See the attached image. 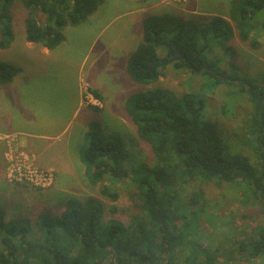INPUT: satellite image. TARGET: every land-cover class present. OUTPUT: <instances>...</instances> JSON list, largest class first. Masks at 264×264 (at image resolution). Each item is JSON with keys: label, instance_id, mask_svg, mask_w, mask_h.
I'll return each instance as SVG.
<instances>
[{"label": "trees", "instance_id": "obj_1", "mask_svg": "<svg viewBox=\"0 0 264 264\" xmlns=\"http://www.w3.org/2000/svg\"><path fill=\"white\" fill-rule=\"evenodd\" d=\"M18 3L27 10L25 40L52 51L65 41L67 27L85 23L104 0H0L2 51L14 43ZM263 11L264 0H231L230 21L215 17L204 24L168 14L150 15L140 23L142 30L137 31L126 71L144 87L154 85L172 69L203 77L204 92L228 86L248 93L254 109L253 145L264 160V88L234 63L224 66L223 60L234 58L235 49L228 44L237 36L249 41ZM38 14L46 18L45 26L39 24ZM251 45L257 48L259 42ZM217 48L224 49L225 56L210 59ZM22 73L20 66L0 60V85L15 83ZM206 108L203 98L177 97L162 88L129 97L126 112L139 141L150 146L157 161L153 166L138 160L139 144L132 143L134 149H128L120 137L104 136L99 123L85 122V145L78 151L85 170L82 180L92 186L106 180H129L135 196L132 223L125 226L112 221L105 227L104 204L95 198L79 201L65 196L66 207L60 204L61 211L40 214L33 225L25 219L7 222L6 212L0 209V264H176L181 256L180 264H224L219 263L223 256L210 255V249L195 241L204 208L188 210L200 204L203 191L185 200L178 184L245 185L247 201L264 216V170L260 172L248 158L232 151L218 123L207 118ZM101 193L112 202L119 199L107 185ZM74 250L77 254L72 256ZM238 251L248 261L264 260V226L242 240ZM224 260L233 264L229 257Z\"/></svg>", "mask_w": 264, "mask_h": 264}, {"label": "rangeland", "instance_id": "obj_2", "mask_svg": "<svg viewBox=\"0 0 264 264\" xmlns=\"http://www.w3.org/2000/svg\"><path fill=\"white\" fill-rule=\"evenodd\" d=\"M230 2L104 0L85 23L78 27H67L64 30L65 41L49 52L47 57L41 53L40 46L25 48L24 19L27 10L18 3L15 7L13 47L6 52L0 50L1 61L23 69V73L9 87L16 88L17 94L8 97L7 108L0 112V145L3 146L5 160V173L0 174V209L6 212V221L25 219L33 225L40 214L47 211L57 213L64 208L60 204L66 207L63 202L66 196L79 201L89 198L101 201L104 204L102 222L105 227L112 221L125 226L132 223L135 214L132 184L129 180H106L92 186L82 180L84 167L78 161V151L85 145L84 123L96 122L101 125L104 136L120 137L128 145L126 148L134 149L132 143L139 144L136 154L138 160L150 166L155 165L157 161L150 146L139 141L137 130L126 112L129 97L149 89H167L177 97L190 94L203 98L207 105V118L218 123L232 151L248 158L262 172L264 160L260 159L253 145L255 137L251 133V118L254 109L248 93L228 86H218L204 92L206 80L203 77L172 69L167 70L166 77L160 78L154 85L144 87L133 82L126 71L127 59L138 36L137 31L142 30L140 23L146 17L168 14L204 24L215 17L229 20ZM37 20L41 26L46 25V18L41 14H38ZM262 21L264 11L249 41L242 42L237 36L228 44L235 49L234 58L223 60L224 66L228 68L232 63L239 66L244 71L243 75L253 79L263 89ZM255 41L259 42L257 48L251 45ZM224 53V49L217 48L210 59L219 60V57L225 56ZM78 88L79 101L76 94ZM22 103H31L35 108ZM76 104L78 110L74 107ZM91 107H96L99 112ZM38 112L48 118H57L60 123L61 120L68 122L63 133L51 137L50 149L42 148L39 143L34 146V139L26 135L36 133V129H27L24 121L31 124L27 117L40 116ZM24 167L31 169L33 178L40 185L30 179L16 182L14 178H9V169L24 170ZM180 183L178 186L185 200H189L197 190L203 191L204 197L200 204L188 210L200 212L199 209L202 206L204 208L200 213L201 220L195 237L202 248L223 256L219 263H226L224 257H229L233 264H264L262 259L248 261L246 255L238 251L242 240L253 236L257 229L264 226L260 208L247 201L249 194L245 185L234 187L226 183ZM105 185L119 194L117 201L112 202L102 195ZM76 254L74 250L71 255ZM182 262L183 256L175 263Z\"/></svg>", "mask_w": 264, "mask_h": 264}, {"label": "crops", "instance_id": "obj_3", "mask_svg": "<svg viewBox=\"0 0 264 264\" xmlns=\"http://www.w3.org/2000/svg\"><path fill=\"white\" fill-rule=\"evenodd\" d=\"M24 42L26 44V46H25L26 49H34L37 46H40L41 47V53L43 55H45L46 57L49 56L51 53V51H49L48 49H46L45 47H43L41 45L29 43L26 40H24ZM12 47L13 46H11V48ZM10 49L5 50L4 52L9 51ZM26 75H27V73H26ZM12 84L13 83L8 84V85H0V112H2V110H5L7 108L8 97L12 98L14 95L17 94L16 88H9V87H11ZM76 94H77V101H79L80 100L79 88L77 89ZM22 104L26 105L28 107H34V105L31 103H28V104L22 103ZM74 107H76V110H78L77 104ZM38 114L40 116H43V117H40V116L34 117V116L29 115L27 118H29L31 120V124L24 121L27 129H29V128L30 129H33V128L36 129V133H27L26 135H27V137H29V139H34L33 140V142H35V143H33L34 146L39 143L42 148L47 147L48 149H50L51 148V144H50L51 142L49 140L52 139L51 137H54L57 134L63 133L65 128H67V126H68V122L61 120V123H60L57 121V118H48L47 116L40 114V112H38ZM41 139H43V140H41ZM2 149H3V146L0 145V164L2 165V166L0 165V168L2 167L0 174L5 173V160H4V156L2 153ZM84 171L85 170L83 168V173H84Z\"/></svg>", "mask_w": 264, "mask_h": 264}, {"label": "built area", "instance_id": "obj_4", "mask_svg": "<svg viewBox=\"0 0 264 264\" xmlns=\"http://www.w3.org/2000/svg\"><path fill=\"white\" fill-rule=\"evenodd\" d=\"M24 170H22L21 168H14V169H9V178H14L16 182L23 180V179H27L31 182L36 181L33 178L34 173H31V169L24 167ZM38 179V178H37ZM37 185H40L38 181H36Z\"/></svg>", "mask_w": 264, "mask_h": 264}, {"label": "flooded vegetation", "instance_id": "obj_5", "mask_svg": "<svg viewBox=\"0 0 264 264\" xmlns=\"http://www.w3.org/2000/svg\"><path fill=\"white\" fill-rule=\"evenodd\" d=\"M210 255H212V256H215L216 254L211 252V254H210Z\"/></svg>", "mask_w": 264, "mask_h": 264}]
</instances>
